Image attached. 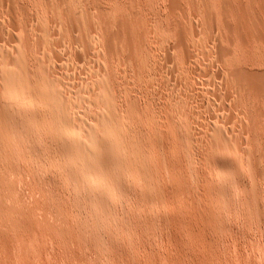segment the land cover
I'll list each match as a JSON object with an SVG mask.
<instances>
[{"label": "rangeland", "instance_id": "1", "mask_svg": "<svg viewBox=\"0 0 264 264\" xmlns=\"http://www.w3.org/2000/svg\"><path fill=\"white\" fill-rule=\"evenodd\" d=\"M7 1L0 0V28H2L0 42L5 38L3 43H0V49L3 48L5 53L9 50L8 52L13 54L19 51L21 58L26 59L27 57L30 68L32 66L33 68L39 67L40 69L42 68V72L46 71L54 73V75L58 73V77L56 75L54 78V75H52L53 78L51 83H49L50 88L57 85L62 90L65 85L64 91H60L59 96L67 92L63 96L65 99L62 97L63 102H65V106L69 109L73 108V110L70 112L71 110L68 108L64 109L61 114V122L55 126L50 113L44 110L36 101L33 102L26 87L20 89L14 85L9 91L3 113L0 114V264H264V121L258 120V116L264 119V103L255 101L252 96L246 95V90H239L237 86L224 77L229 71L232 72L243 68L240 71L246 73L249 71L248 74L255 75L259 79L262 77L260 81L264 84V11L262 7L264 0H230L232 2V10L228 13L223 12L217 0H198V2L197 0ZM174 1L178 5V10L176 11H172L170 8L171 3ZM193 1L194 3H192ZM203 3L204 5H202ZM7 5L8 10L6 8ZM99 8H103L101 9L102 11ZM14 9L15 13H12ZM91 10L92 13L94 12L93 15ZM97 10L103 12L109 19L134 20L140 32L145 29L143 30L144 33L142 32L141 44L139 43L134 47L132 55L122 49L121 46L117 48L120 50L115 55L110 56L106 52L102 43L103 36L105 33L111 34L113 28H106L95 19L94 15ZM191 18L195 20L194 25L192 24L194 21ZM85 19L86 21H84ZM93 20H95L94 23ZM78 21H80L81 25H79ZM259 21L263 22L260 23ZM214 22L215 24H213ZM86 24L88 25L86 26ZM31 28L34 29L32 30ZM5 30L4 35L3 32ZM194 32L199 34V36H196L197 34ZM148 35L151 37L149 38ZM177 35H180L179 37H182V39L186 38L184 42V44L186 43L185 48L187 44L190 48L187 47L184 52L180 51L175 45L177 44ZM223 38L225 39L223 40ZM239 38L245 43L241 42ZM257 38L259 39L257 40ZM19 39L26 44L30 40L27 45V54L22 53L26 49L22 47L16 48L17 44L20 43ZM32 39L35 41L32 42ZM55 40H57V44ZM233 40H235L234 43ZM6 41L11 47L7 45ZM8 41L11 42L9 43ZM85 41L89 42L88 46H90V49ZM150 41H154L153 43L156 44L152 43L151 45ZM52 42L55 43L53 44L56 47L52 46ZM97 43L100 45L98 46ZM162 43L165 44L163 45ZM34 44L40 48L39 51ZM84 44L85 46H83ZM213 45L217 48L216 52ZM58 46L62 47L64 51ZM41 48L46 49L42 50ZM34 49L35 51H33ZM221 49L223 51L225 49L226 55L219 54ZM52 50L53 53L50 52ZM54 51H58L56 52L57 56ZM87 51L89 53H86ZM197 52H200L199 55H197ZM214 52L215 55L213 54ZM59 54L65 60L64 58L61 59L62 57ZM24 55L27 56L24 58ZM34 55L35 58L38 57V61L33 58ZM155 56L157 57L154 58ZM168 57L170 60H168ZM58 59L62 62L61 64ZM90 59L93 60L90 61ZM98 59L101 60L100 62L103 66L100 64L99 67L98 63L100 62L96 61ZM55 60L57 61L55 62ZM76 60L80 61L77 62ZM189 60L190 62L192 61L191 65ZM50 61L53 63L51 68L49 67V64L52 65ZM169 61L171 62L170 64L167 63ZM81 62H83L82 65L84 64V66L81 65L80 67ZM95 63L97 64L95 65ZM92 64L95 67H92L94 66ZM45 65L46 67H44ZM115 65L119 68H115ZM157 65L160 68L162 67V70ZM174 65L177 66L174 67ZM57 66L61 67V69ZM165 66L168 67L166 68ZM82 68L85 69L83 70L84 72L80 71ZM100 70H103L105 75ZM166 70H170V72ZM175 70L179 71L178 75ZM98 71L101 73L99 74ZM220 71H222L223 76L221 74L218 75ZM158 72L160 73L159 76ZM96 73H98L96 76L97 81L94 79ZM170 73L173 74L169 75ZM68 76L72 79L69 80ZM79 76L81 78L87 76V78L85 77L86 81ZM175 76H178L176 77L177 82ZM199 76L202 80L199 79ZM88 77H90L89 79L93 77L92 80L94 79L95 81L90 80L91 82H89ZM169 77L171 78L169 79ZM218 77L221 78L219 79ZM172 78L176 83H174ZM166 79L168 82H166ZM66 81L68 82L67 86ZM75 81H79V84L83 82V84L79 85ZM124 81H130L129 84L134 88H129V84L126 82V85ZM171 81L174 83H172L173 86L171 83L168 85ZM194 82L195 85H193ZM55 83L56 85H54ZM99 83H104L105 85L101 86ZM214 83L215 85H213ZM223 83L225 84L223 85ZM71 84H78V86L76 85L77 88L74 85L71 87ZM154 84H156V88H154ZM217 84L219 87H216ZM148 85H150L151 90ZM159 85L161 86L159 87ZM87 86H92L93 88H86ZM178 86L183 88L184 91L180 87L177 88ZM98 87H102V89ZM189 88H192V90L190 91ZM168 89L171 90V93L165 91H168ZM206 89L208 92L204 91ZM94 90L95 93H98L95 94ZM199 90L201 92L203 90L205 93L202 94ZM195 91H198V93H195ZM223 91H225V95ZM88 93L92 95L94 100L98 97L103 98L108 107L111 120L110 126L105 130L99 127L101 126L99 121L101 122L103 119L104 111L102 112L96 108L98 107L96 106L97 101L88 96ZM134 93H137V95ZM180 94L183 96H180ZM80 95L82 96L80 97ZM84 95L85 97H90L88 99L86 97V102L84 101ZM138 95L141 99L140 97L138 98ZM156 96L159 98L157 99ZM184 96H187V98ZM134 97H136V100ZM196 97L197 99H195ZM210 98L212 100L216 98L217 101L213 100L214 104H212L211 100H208ZM69 100H72L73 104L75 103L74 101L78 102L73 105L72 101ZM81 100L83 102L82 105L85 104L84 107L80 104ZM67 101L71 102V107H69V102ZM125 101L126 103H124ZM182 101L186 103H181ZM192 101L195 104H188L187 107L186 104L193 103ZM196 101L197 103L200 102L197 104ZM167 102L171 105L173 103L172 107L169 103L167 105ZM156 103L163 106L161 107ZM136 104L138 108H144L145 106L151 108L152 105L157 108L158 112H155V114L157 113V115L161 116L159 117V121L161 119L159 123L161 125H159V128L161 127L160 130L152 126L154 131L150 132L148 123H143L144 121L142 122L140 119V114L136 111L134 112L132 106ZM182 104H185V106ZM175 105L178 111L175 110ZM195 105L197 108L200 106L199 108L205 112L202 114L201 112L203 111L199 108L197 110ZM80 107L81 109L82 107L86 108V113L89 116H85V111L83 112V110H81V114H78L76 111H80ZM160 107L163 109L161 110ZM219 107L221 108L219 109ZM164 108L165 110L168 109V112H164ZM91 109L94 111L93 114ZM226 109L231 111L232 114L231 112L228 113ZM179 110L184 115H182V112L176 113L180 112ZM186 110L187 113L185 112ZM212 110H216L217 115ZM170 111L173 115L169 113ZM90 112L92 115H90ZM190 114L192 115V123ZM71 115L73 118L81 116L80 120L83 126L86 124L89 127L86 128L84 126L86 131H83H85L86 135L83 131L80 133L81 135L78 134L81 138L75 134L73 138H68L64 134L66 129L73 128ZM124 115H129L132 121L128 122L123 118ZM198 115L200 116L198 117ZM212 115H214L213 119ZM224 115L227 116L224 117ZM95 117L96 119L99 118V120H96ZM182 117L185 121L180 120ZM196 117L200 119L196 120ZM227 117L228 119L230 117V119L228 120ZM90 118L94 119L90 120ZM162 119L165 120L164 124ZM94 121L98 122L99 125L94 123ZM238 122L239 124H237ZM228 123L229 125H227ZM164 125H167L166 128H164ZM96 126L98 127L96 128ZM236 126L237 129L235 128ZM211 127H213V130ZM250 127L255 128L256 131L250 132ZM176 129L177 131L175 132ZM88 131L89 134H91L90 131L93 132V139L91 138L92 134L89 135L87 133ZM20 132L22 135H20ZM159 132L161 133L159 134ZM221 132L227 133L226 138L229 136L228 138L239 140L238 151L233 158L227 157L229 151L226 138L221 136ZM215 133L216 136H214ZM86 136L90 137L85 138ZM95 137H97V140H95ZM197 139H200V141ZM194 140L195 143H193ZM210 140L211 144H209ZM162 141H165V143ZM196 142H199L198 145ZM202 142L204 145L200 144ZM206 143L210 147L205 145ZM202 146L204 147L201 148ZM207 147L209 149H206ZM210 148L214 149L210 152ZM205 150L207 153L204 152ZM244 156L247 157L249 164H245V168L240 172L238 165L241 162H246ZM208 162L211 165L208 166L210 164ZM201 165L208 167L203 178L205 177L206 181H210H207L210 183V189L205 191L204 194L203 191L206 184L199 179L200 176L197 174ZM34 167L35 170H33ZM165 178L167 179L165 180ZM196 182L197 184L194 185ZM198 185L201 186L199 189L196 188ZM170 200H172L173 204ZM203 201L204 204L202 203ZM195 202L197 205L199 204L198 207L201 209L195 206ZM194 212L198 215L201 213L199 215L200 218ZM201 222L204 223L201 224Z\"/></svg>", "mask_w": 264, "mask_h": 264}, {"label": "bare ground", "instance_id": "2", "mask_svg": "<svg viewBox=\"0 0 264 264\" xmlns=\"http://www.w3.org/2000/svg\"><path fill=\"white\" fill-rule=\"evenodd\" d=\"M7 1V0H6ZM17 1V0H16ZM15 0H14V2H16ZM99 1V0H98ZM134 1V0H133ZM188 1V0H187ZM186 1V2H187ZM195 1V0H194ZM194 1L192 2V3H194ZM202 1V0H201ZM217 1H219V3H220V6H221V8H222V10H223V12L224 13H228V12H230L231 10H232V2L230 1V0H217ZM252 1V0H251ZM263 1V0H262ZM8 2V1H7ZM6 2V3H7ZM13 2V3H14ZM197 2H198V0H197ZM9 3V2H8ZM49 3V2H48ZM90 3V2H89ZM161 3V2H160ZM178 3V2H177ZM196 3V2H195ZM262 3H264V1L262 2ZM11 4V3H10ZM83 4V3H82ZM187 4V3H186ZM210 4V3H209ZM218 4V3H217ZM4 5V4H3ZM2 5V6H3ZM13 5V4H12ZM47 5V4H46ZM136 5V4H135ZM144 5V4H143ZM200 5V4H199ZM202 5H204V3L202 4ZM202 5H201V7H202ZM211 5V4H210ZM21 6V5H20ZM64 6V5H63ZM96 6V5H95ZM101 6V5H100ZM182 6V5H181ZM4 7V6H3ZM8 7V5L6 6V8ZM13 7V6H12ZM22 7V6H21ZM59 7H61V6H59ZM145 7V6H144ZM169 7V6H168ZM197 7V6H196ZM241 7V6H240ZM262 7H263V11H264V4L262 5ZM19 8V7H18ZM26 8V7H25ZM84 8V7H83ZM87 8H89V7H87ZM91 8V7H90ZM108 8V7H107ZM167 8V7H166ZM171 10L172 11H176V10H178V5L176 4V2L174 1V2H172L171 3ZM198 8V7H197ZM200 8V7H199ZM252 8V7H251ZM4 9V8H3ZM20 9V8H19ZM18 9V10H19ZM60 9V8H59ZM100 9V8H99ZM101 9H103V8H101ZM100 9V10H101ZM137 9V8H136ZM151 9V8H150ZM201 9V8H200ZM203 9H204V7H203ZM202 9V10H203ZM245 9V8H244ZM7 10H8V8H7ZM6 10V11H7ZM22 10H23V8H22ZM24 10H27V9H24ZM89 10V9H88ZM170 10V11H171ZM199 10V9H198ZM249 10V9H248ZM96 11V10H95ZM102 11V10H101ZM136 11V10H135ZM147 11V10H146ZM150 11V10H149ZM182 11V10H181ZM200 11V10H199ZM247 11V10H246ZM256 11V10H255ZM254 11V12H255ZM9 12V11H8ZM15 13V9H14V11H12V13ZM23 12H25V11H23ZM78 12H80V11H78ZM84 12V11H83ZM204 12H205V10H204ZM245 12V11H244ZM22 13V12H21ZM26 13H28V12H26ZM63 13H65V12H63ZM91 13H92V10H91ZM94 13V12H93ZM93 13H92V15H93ZM178 13V12H177ZM195 13H196V11H195ZM199 13V12H198ZM209 13V12H208ZM222 13V12H221ZM241 13V12H240ZM239 13V14H240ZM256 13V12H255ZM18 14V13H17ZM23 14H25V13H23ZM22 14V15H23ZM84 14V13H83ZM88 14V13H87ZM130 14V13H129ZM174 14V13H173ZM184 14V13H183ZM207 14V13H206ZM215 14V13H214ZM13 15V14H12ZM11 15V16H12ZM168 15H171V14H168ZM180 15H182L181 13H180ZM192 15V14H191ZM199 15H201V14H199ZM256 15H258V14H256ZM8 16V15H7ZM47 16V15H46ZM45 16V17H46ZM66 16V15H65ZM95 19L98 21V22H100L104 27H106V28H113V32L111 33V34H107V33H105V35L103 36V40H102V43H103V46H104V48H105V50H106V52L111 56V55H115V54H117V52H119V50L117 49L119 46H121V48L122 49H124L125 51H128L129 53H131V55H132V53H133V50H134V47L137 45V44H139L140 43V41H142V32H143V30H145V29H143L142 30V32H140L139 30H138V28L136 27V24H135V22H134V20H117V19H109L106 15H104L103 14V12H100V11H98L97 10V12H95ZM111 16V15H110ZM124 16V15H123ZM133 16H134V14H133ZM175 16L177 17V15L175 14ZM184 16V15H183ZM202 16V15H201ZM213 16V15H212ZM13 17V16H12ZM16 17H18L17 15H16ZM25 17V16H24ZM23 17V18H24ZM93 17V16H92ZM157 17V16H156ZM171 17H173V16H171ZM182 17V16H181ZM200 17V16H199ZM227 17V16H226ZM237 17V16H236ZM258 17V16H257ZM8 18H9V16H8ZM11 18V17H10ZM27 18H28V16H27ZM47 18V17H46ZM84 18V17H83ZM88 18V17H87ZM117 18V17H116ZM122 18V17H121ZM174 18V17H173ZM202 18V17H201ZM205 18V17H204ZM239 18H240V16H239ZM238 18V19H239ZM250 18V17H249ZM261 18V17H260ZM264 18V17H263ZM13 19V18H12ZM68 19V18H67ZM77 19V18H76ZM79 19V18H78ZM138 19V18H137ZM158 19V18H157ZM177 19H178V17H177ZM192 19V18H191ZM217 19V18H216ZM31 20H32V17H31ZM35 20H37V19H35ZM80 20V19H79ZM159 20V19H158ZM157 20V21H158ZM180 22H181V20L180 19H178ZM177 20V21H178ZM189 20V19H188ZM194 22H192L191 20V22H192V24L194 25V23H195V20L194 19H192ZM215 20V19H214ZM253 20V19H252ZM259 20V19H258ZM257 20V21H258ZM262 20V19H261ZM26 21V20H25ZM68 21V20H67ZM66 21V22H67ZM84 21H86V19L84 20ZM89 21V20H88ZM94 21L95 20H93V23H94ZM140 21V20H139ZM153 21V20H152ZM184 21V20H183ZM224 21V20H223ZM239 21V20H238ZM250 21H251V18H250ZM3 22V21H2ZM10 22V21H9ZM8 22V24H10ZM37 22V21H36ZM71 22V21H70ZM80 21H78V23H79ZM191 22H190V24H191ZM226 22H227V20H226ZM253 22V21H252ZM255 22V21H254ZM260 22V21H259ZM263 22V21H262ZM262 22H260V23H262ZM24 23V22H23ZM31 23V22H30ZM39 23V22H38ZM37 23V24H38ZM138 23V22H137ZM146 23V22H145ZM201 23H203V22H201ZM4 24V23H3ZM206 24V23H205ZM213 24H215V22L213 23ZM212 24V25H213ZM224 24V23H223ZM7 25V24H6ZM72 25V24H71ZM79 25H81L80 23H79ZM88 24H86V26H87ZM149 25V24H148ZM180 25V24H179ZM185 25V24H184ZM203 25V24H202ZM217 25V24H216ZM243 25V24H242ZM256 25V24H255ZM259 25V24H258ZM38 26V25H37ZM151 26V25H150ZM206 26V25H205ZM226 26V25H225ZM228 26V25H227ZM252 26H253V24H252ZM261 26V25H260ZM259 26V27H260ZM26 27V26H25ZM51 27H53L52 25H51ZM139 27V26H138ZM149 27V26H148ZM147 27V28H148ZM174 27H175V25H174ZM182 27H183V25H182ZM188 27V26H187ZM200 27V26H199ZM244 27V26H243ZM257 27V26H256ZM69 28V27H68ZM73 28V27H72ZM88 28V27H87ZM95 28H97V27H95ZM141 28V27H140ZM144 28V27H143ZM150 28V27H149ZM198 28V27H197ZM207 28V27H206ZM227 28V27H226ZM240 28V27H239ZM13 29V28H12ZM28 29V28H27ZM32 29V28H31ZM34 29V28H33ZM32 29V30H33ZM41 29V28H40ZM53 29V28H52ZM59 29V28H58ZM57 29V31H59ZM86 29V28H85ZM89 30H90V28H88ZM172 29V28H171ZM175 29V28H174ZM180 29V28H179ZM193 29H194V27H193ZM216 29H217V27H216ZM238 29V28H237ZM241 29V28H240ZM254 29H255V27H254ZM1 30H2V28H0V32H1ZM3 30H4V28H3ZM15 30V29H14ZM21 30V29H20ZM24 30V29H23ZM74 30V29H73ZM76 30V29H75ZM97 30V29H96ZM162 30V29H161ZM184 30V29H183ZM190 30V29H189ZM206 30V29H205ZM239 30V29H238ZM9 31V30H8ZM7 31V32H8ZM35 31V30H34ZM52 31V30H51ZM147 31V30H146ZM172 31H173V29H172ZM208 31V30H207ZM232 31V30H231ZM246 31V30H245ZM256 31V30H255ZM5 32H6V30L3 32L4 33V35H5ZM53 32H54V30H53ZM151 32H152V30H151ZM158 32V31H157ZM165 32H166V30H165ZM181 32H183L182 30H181ZM200 33H201V31H199ZM223 32V31H222ZM227 32V31H226ZM228 32H230V31H228ZM233 32V31H232ZM236 32V31H235ZM253 32V31H252ZM26 33V32H25ZM60 33V32H59ZM74 33V32H73ZM83 33V32H82ZM91 33H93V32H91ZM144 33V32H143ZM156 33V32H155ZM159 33V32H158ZM195 33V32H194ZM204 33H206L205 31H204ZM208 33V32H207ZM218 33V32H217ZM238 33V32H237ZM239 33H241V32H239ZM258 33V32H257ZM12 35H13V33H11ZM98 34H100V33H98ZM147 34H149V33H147ZM153 34V33H152ZM178 34V33H177ZM195 34H197V33H195ZM222 34V33H221ZM227 34H230V33H227ZM242 34V33H241ZM240 34V35H241ZM247 34V33H246ZM4 35H3V37H4ZM7 35V34H6ZM145 35V34H144ZM257 35V34H256ZM261 35V34H260ZM35 36H36V34H35ZM73 36V35H72ZM77 36V35H76ZM84 36V35H83ZM178 36V35H177ZM180 36V35H179ZM178 36V38H177V44H175V45H177V47H178V49L180 50V51H182V52H184V51H186V48L188 47V44H187V47L185 48V44H184V42H185V40H186V38H184V39H182V37H179ZM184 36H186V35H184ZM196 36H199V34H197ZM205 36V35H204ZM214 36V35H213ZM222 36V35H221ZM244 36V35H243ZM11 37H13V36H11ZM37 37H38V34H37ZM62 37V36H61ZM60 37V38H61ZM65 37V36H64ZM93 37V36H92ZM99 37V36H98ZM148 37H149V35H148ZM151 37V36H150ZM149 37V38H150ZM153 37V36H152ZM155 37V36H154ZM216 37H217V35H216ZM242 37V36H241ZM247 37V36H246ZM2 38V37H1ZM24 39H25V37H23ZM53 38H54V35H53ZM78 38V37H77ZM88 38V37H87ZM143 38H145V37H143ZM156 38V37H155ZM158 38V37H157ZM217 38H219V37H217ZM229 38V37H228ZM227 38V39H228ZM234 39H235V37H233ZM237 38V37H236ZM249 38V37H248ZM3 39H5V38H3ZM3 39H2V42H0V43H3ZM13 39V38H12ZM18 39V38H17ZM38 39V38H37ZM50 39V38H49ZM58 39V38H57ZM98 39V38H97ZM153 39V38H152ZM160 39V38H159ZM225 38H223V40H224ZM229 39H231V38H229ZM228 39V40H229ZM240 39V38H239ZM259 38H257V40H258ZM15 40V39H14ZM20 40V43L19 44H17L18 46H16V48L17 47H19V48H24V49H26L25 50V52L23 51L22 53H25V54H27V45L29 44V41H28V44H26L24 41H21V39H19ZM67 40V39H66ZM83 40V39H82ZM149 40V39H148ZM184 40V41H183ZM216 40V39H215ZM255 40V39H254ZM256 40V41H257ZM12 41V40H11ZM11 41H8L9 43L11 42ZM35 40H33L32 39V42H34ZM52 41V40H51ZM50 41V42H51ZM56 41L57 40H55V43H56ZM61 41H62V39H61ZM90 41V40H89ZM100 41V40H99ZM152 41V40H151ZM150 41V43H151V45H152V43L155 41H153V42H151ZM196 41H197V38H196ZM199 41L201 42V40L199 39ZM218 41V40H217ZM232 41V40H231ZM240 41L241 42H243V43H245L244 41H242V39H240ZM255 41V42H256ZM14 42V41H13ZM19 42V41H18ZM17 42V43H18ZM31 42V43H32ZM60 42V41H59ZM74 42V41H73ZM85 42H87V41H85ZM235 42V40H233V43ZM262 42V41H261ZM6 43H7V41H6ZM15 44H16V42H14ZM54 42H52L51 44H53ZM54 43V44H55ZM67 43H68V41H67ZM92 43V42H91ZM99 43V42H98ZM98 43H97V45H98ZM100 43H101V41H100ZM166 43V42H165ZM164 43V44H165ZM197 43V42H196ZM218 43V42H217ZM257 43V42H256ZM43 46H44V44L43 43H41ZM51 44H49V45H51ZM52 45L53 47L55 46V45ZM57 44V43H56ZM75 44V43H74ZM78 44H80L79 42H78ZM88 44H89V42H87V47H89V49H90V46H88ZM141 44V43H140ZM154 45L156 44V43H153ZM163 44V43H162ZM163 44V45H164ZM216 44V43H215ZM226 44V43H225ZM263 44H264V42H263ZM7 45L8 46H10V44H8L7 43ZM35 45V47L36 48H38L37 47V45L36 44H34ZM48 45V46H49ZM62 45V44H61ZM100 45V44H99ZM98 45V46H99ZM117 45V47L115 48V46ZM172 45V44H171ZM198 45V44H197ZM200 45V44H199ZM218 45V44H217ZM231 45V44H230ZM229 45V46H230ZM233 45V44H232ZM235 45V44H234ZM2 46V45H1ZM13 46H14V44H13ZM31 46V45H30ZM43 46H42V48H43ZM75 46V45H74ZM79 46H81V45H79ZM83 46H85V44L83 45ZM102 46V45H101ZM159 46V45H158ZM168 46H170V45H168ZM174 46V45H173ZM226 46V45H225ZM224 46V47H225ZM3 47V46H2ZM5 47V46H4ZM11 47V46H10ZM9 47V48H10ZM56 47V46H55ZM59 47V46H58ZM154 47V46H153ZM156 47V46H155ZM164 47H166V46H164ZM213 47H214V45H213ZM223 47V48H224ZM1 48V47H0ZM8 48V49H9ZM15 48V47H14ZM19 48H17V49H19ZM32 48V47H31ZM35 48V49H36ZM41 48V49H42ZM60 48V47H59ZM62 48V47H61ZM60 48V49H61ZM74 48V47H73ZM98 48H100V47H98ZM148 48V47H147ZM168 48V47H167ZM170 48V47H169ZM176 48V47H175ZM175 48H173V49H175ZM188 48H190V47H188ZM202 48H204V47H202ZM222 48V47H221ZM228 48V47H227ZM226 48V49H227ZM17 49H16V51H17ZM35 49L33 50V51H35ZM39 49L40 48H38V51H39ZM44 49H46V48H44ZM44 49H42V50H44ZM51 49V48H50ZM52 49H54V48H52ZM76 49V48H75ZM75 49H74V51H75ZM172 49V48H171ZM178 49H177V53H178ZM197 49V48H196ZM214 49H215V52H216V50H217V48H215L214 47ZM230 49V48H229ZM228 49V50H229ZM253 49H255L254 47H253ZM2 50V52H0V114H2L3 113V109H4V107H5V105H6V100H7V96L9 95V91L12 89V87L15 85V86H17V87H19L20 89L21 88H25L26 87V89H28V94H29V96L33 99V102L34 101H36L44 110H46L48 113H50V115H51V119L54 121V125L55 126H57V124H59L60 122H61V114H62V111L64 110V109H66V108H68L67 106H65L64 105V103L65 102H63V96H65V93L67 94V92H64V95H63V93H62V96L60 95L59 96V92L60 91H64V86H63V88H62V90L60 89V86L58 87L57 85H56V83L54 84V85H56V86H54V87H51L50 88V85H49V83H51V80H52V78H53V76L52 75H54V73L52 74V73H48V72H46V71H44V72H42V68L40 69L39 67H37V68H33V66L30 68L29 66H28V61H27V55L25 56L24 55V58L26 57V59H23V58H21V54L19 53V51H18V53H16V54H13V53H9L8 51H6V53L5 52H3V48L2 49H0V51ZM57 50V49H56ZM62 50L64 51V49L62 48ZM69 50V49H68ZM88 50V49H87ZM164 50H165V48H164ZM169 50V49H168ZM189 50V49H188ZM200 50V49H199ZM38 51H36V52H38ZM61 51V50H60ZM76 51H77V49H76ZM79 51V50H78ZM84 51H86V50H84ZM89 51V50H88ZM86 52V53H89V52ZM93 51V50H92ZM102 51V50H101ZM151 51V50H150ZM154 51V50H153ZM152 51V52H153ZM173 51V50H172ZM176 51V50H175ZM190 51V50H189ZM230 51V50H229ZM255 51V50H254ZM8 52V53H7ZM36 52H34V54H36ZM44 52V51H43ZM50 52H52L53 53V50L52 51H50ZM55 52V51H54ZM56 52H58V51H56ZM55 52V53H56ZM81 52V51H80ZM151 52V53H152ZM158 52V51H157ZM215 52L213 53L214 55H215ZM39 53V52H38ZM38 53H37V56H38ZM54 53V54H55ZM72 53V52H71ZM156 53V52H155ZM172 53V52H171ZM171 53H169V54H171ZM200 53V52H199ZM199 53L197 52V55H199ZM231 53V52H230ZM255 53V52H254ZM41 54H42V52H41ZM44 54H45V52H44ZM94 54V53H93ZM98 54V53H97ZM96 54V55H97ZM150 54V53H149ZM153 54V53H152ZM187 54V53H186ZM192 54H194V53H192ZM217 54V53H216ZM219 54L220 55H226V52H225V49H224V51L221 49V51L219 50ZM58 54L56 53V56H57ZM65 55V54H64ZM95 55V56H96ZM107 55V54H106ZM158 55V54H157ZM213 55V56H214ZM218 55V54H217ZM228 55V54H227ZM231 55V54H230ZM59 56H61L62 57V55L61 54H59ZM74 56V55H73ZM72 56V57H73ZM78 56H80V55H78ZM101 56H102V54H101ZM125 56V55H124ZM166 56V55H165ZM172 56V55H171ZM170 56V57H171ZM186 56V55H185ZM255 56V55H254ZM60 57V58H61ZM68 57H70V56H68ZM67 57V58H68ZM94 57V56H93ZM127 57V56H126ZM151 57V56H150ZM157 56H155L154 58H156ZM209 57H210V55H209ZM216 57V56H215ZM219 57V56H218ZM33 58H35V55H34V57ZM64 57H62L61 59H63ZM66 58V59H67ZM82 58V57H81ZM95 58V57H94ZM97 58V57H96ZM98 58H99V56H98ZM103 58V57H102ZM101 58V59H102ZM110 58V57H109ZM132 58H133V56H132ZM161 58V57H160ZM166 58H167V56H166ZM166 58H164L165 60H166ZM169 58V57H168ZM214 58V57H213ZM36 60L38 59V57H36L35 58ZM34 59V60H35ZM70 59H71V57H70ZM69 59V60H70ZM77 59V58H76ZM79 59V58H78ZM125 59V58H124ZM186 59H187V57H186ZM31 60V59H30ZM59 60V59H58ZM64 60H65V58H64ZM83 60V59H82ZM93 60V59H92ZM91 59H90V61H92ZM126 60V59H125ZM164 60V61H165ZM168 60H170V58L168 59ZM175 60H176V58H175ZM200 60H202L201 58H200ZM208 60H209V58H208ZM212 60V59H211ZM215 60V59H214ZM38 61V60H37ZM57 60H55V62H56ZM71 61V60H70ZM70 61H69V63H70ZM77 61V60H76ZM80 60H78L77 62H79ZM96 61H101L100 59H98V60H96ZM103 61H104V58H103ZM123 61V60H122ZM127 61V60H126ZM158 61H159V58H158ZM198 61H199V59H198ZM219 61V60H218ZM233 61V60H232ZM30 62V61H29ZM32 62V61H31ZM51 62V61H50ZM59 62H60V60H59ZM68 62V61H67ZM83 62H84V60H83ZM83 62H81V64H80V67H81V65H82V63ZM128 62H129V60H128ZM152 62V61H151ZM162 62V61H161ZM166 62V61H165ZM173 62V61H172ZM187 62V61H186ZM192 62V61H191ZM191 62H190V60H189V63H190V65H191ZM195 62V61H194ZM215 62V61H214ZM222 62V61H221ZM32 63H35V62H32ZM52 63V62H51ZM62 62H60V64H61ZM72 63H73V61H72ZM118 63H120V62H118ZM126 63V62H125ZM167 63H171L170 61L169 62H167ZM177 63V62H176ZM188 63V62H187ZM37 64V63H36ZM44 64V63H43ZM46 64V63H45ZM64 64V63H63ZM97 63H95V65H96ZM100 64H102L101 62L100 63H98V65H99V67H100ZM110 64V63H109ZM123 64V63H122ZM157 64H159L158 62H157ZM162 64V63H161ZM160 64V65H161ZM165 64V63H164ZM163 64V65H164ZM178 64V63H177ZM193 64V63H192ZM199 64V63H198ZM210 64V63H209ZM214 64V63H213ZM223 64V63H222ZM66 65V64H65ZM64 65V66H65ZM72 65V64H71ZM76 65V64H75ZM92 65H94V64H92ZM95 65L94 66H92V67H95ZM98 65H97V67H98ZM135 65V64H134ZM154 65V64H153ZM156 65V64H155ZM173 65V64H172ZM194 65V64H193ZM216 65V64H215ZM51 66L53 67V63H52V65H50L49 64V67L51 68ZM73 66H74V64H73ZM73 66H71V67H73ZM77 66V65H76ZM82 66H84V64L82 65ZM102 66H103V64H102ZM158 66V65H157ZM177 65H174V67H176ZM200 66H202V65H200ZM199 66V67H200ZM44 67H46V65L44 66ZM58 68H60L61 69V67H59V66H57ZM119 68L118 66H116L115 65V68ZM122 67H124V66H122ZM155 67V66H154ZM159 67V66H158ZM157 67V68H158ZM166 68L168 67V66H165ZM173 67V68H174ZM181 67V66H180ZM215 67V66H214ZM241 67V66H240ZM77 68H78V66H77ZM84 68V67H83ZM82 68V70H80L81 72H84L83 70H85V69H83ZM86 68V67H85ZM110 68H112V67H110ZM126 68V67H125ZM150 68V67H149ZM160 68V67H159ZM190 68V67H189ZM200 68H202V67H200ZM199 68V69H200ZM216 68V67H215ZM239 68V67H238ZM76 69V68H75ZM81 69V68H80ZM114 69V68H113ZM124 69V68H123ZM161 70H162V67L160 68ZM159 69V70H160ZM177 69V68H176ZM203 69V68H202ZM217 69V68H216ZM251 69V68H250ZM49 70V69H48ZM91 70V69H90ZM120 70V69H119ZM146 70V69H145ZM183 70V69H182ZM193 71H194V69H192ZM195 70H196V68H195ZM213 70H215V69H213ZM218 70V69H217ZM240 70H243V68L242 69H240ZM240 70H233L232 72H228V73H226V75L224 76V77H226L233 85H235V86H237L238 87V89L239 90H243L244 89V91L246 90L247 92H246V95L247 94H249L250 96H252V98L255 100V101H258V102H260V103H264V84L260 81V79L262 80V77L260 76V74H259V76L261 77L260 79H259V77H257V76H255V75H251V74H248L249 73V71H248V73H246V72H243V71H240ZM79 71V72H80ZM87 71V70H86ZM94 71V70H93ZM100 71H103V70H100ZM167 71V70H166ZM171 71H172V69H171ZM176 71V70H175ZM210 71V70H209ZM245 71V70H244ZM247 71V70H246ZM52 72V71H51ZM54 72V71H53ZM55 72H56V70H55ZM66 72H67V70L65 71V74H66ZM71 72V71H70ZM92 72V71H91ZM99 72V71H98ZM125 72V71H124ZM156 72V71H155ZM154 72V73H155ZM160 72V71H159ZM158 72V73H159ZM163 72H165L164 70H163ZM167 72H170V70L169 71H167ZM177 72V71H176ZM176 72H173V73H176ZM179 72V71H178ZM178 72H177V75H178ZM197 72V71H196ZM215 72H216V70H215ZM218 72H219V70H218ZM222 71H220V73L218 74V73H216V74H218V75H222V73H221ZM88 73V72H87ZM101 72H99V74H100ZM157 73V74H158ZM162 73V72H161ZM172 73V74H173ZM182 73H183V71H182ZM58 73H56V75H57ZM64 74V73H63ZM79 74H81V73H79ZM85 74V73H84ZM143 74V73H142ZM151 74V73H150ZM164 75H165V73H163ZM166 74H168V73H166ZM171 73L169 74V75H172ZM193 74V73H192ZM196 74V73H195ZM201 74V73H200ZM210 74V73H209ZM56 75H54V78H55V76ZM62 75V74H61ZM60 75V76H61ZM91 75V74H90ZM94 75V74H93ZM98 75V73H96L95 74V80H96V76ZM103 75H105V73H104V71H103ZM118 76H119V74H117ZM126 75V74H125ZM156 75V74H155ZM160 75V73L158 74V76ZM163 75V76H164ZM168 75V76H169ZM190 75H191V73H190ZM194 75V74H193ZM211 75V74H210ZM59 75H57V77H58ZM64 76V75H63ZM72 76L73 77H75L74 76V74H72ZM77 76H78V73H77ZM158 76H156V77H158ZM162 76V75H161ZM160 76V77H161ZM174 76V75H173ZM195 76V75H194ZM193 76V77H194ZM201 76V75H200ZM200 76H199V79H201L200 78ZM206 76H207V74H206ZM209 76V75H208ZM215 76V75H214ZM223 76V75H222ZM65 77V76H64ZM63 77V78H64ZM80 78H81V76H79ZM86 78H87V76H85ZM85 77H82V78H84V80L86 79ZM125 77V76H124ZM144 77V76H143ZM176 77H178V76H175V80H176ZM180 77H182V76H180ZM191 77H192V75H191ZM68 78H69V76H68ZM79 78V79H80ZM81 78V79H82ZM90 77H88V80H89V82H91L90 80H92V78L91 79H89ZM115 78V77H114ZM127 78V77H126ZM168 78V77H167ZM171 77H169V79H170ZM205 78V77H204ZM203 78V79H204ZM209 78V77H208ZM211 78H212V76H211ZM219 79L221 78V77H218ZM72 78H69V80H71ZM73 79H75V78H73ZM93 79V80H94ZM101 79V78H100ZM122 79V78H121ZM165 79V78H164ZM168 79V80H169ZM178 79V78H177ZM180 79H182V78H180ZM179 79V80H180ZM197 79V78H196ZM83 80V81H84ZM92 80V81H93ZM94 80V81H95ZM124 80H126V79H124ZM172 80H173V78H172ZM194 80V79H193ZM202 80V79H201ZM86 81V80H85ZM97 81V80H96ZM117 81V80H116ZM147 81V80H146ZM165 81V80H164ZM163 81V82H164ZM174 81V80H173ZM173 81H171V82H169V84L168 85H170V83H171V85H172V83H173ZM181 81V80H180ZM185 81V80H184ZM67 82V81H66ZM66 82H64V83H66ZM76 82V81H75ZM74 82V83H75ZM79 82V81H78ZM78 82H76V83H78ZM82 82V81H81ZM80 82V83H81ZM99 82H101L100 80H99ZM120 82V81H119ZM127 82V81H126ZM125 81H124V83H126ZM166 82H168L167 81V79H166ZM165 82V83H166ZM176 82H177V80H176ZM175 81H174V83H176ZM203 82H205V81H203ZM219 82H221V81H219ZM121 83V82H120ZM128 84L130 83V81H128L127 82ZM127 83H126V85H127ZM132 83H134V82H132ZM158 83V82H157ZM164 83V84H165ZM173 83V84H174ZM179 83H181V82H179ZM179 83H177L178 85H179ZM184 83V82H183ZM58 84H61V83H58ZM79 84V83H78ZM78 84H71V87H72V85H74V86H78ZM81 84H83V82L81 83ZM81 84H79V85H81ZM99 84H101V86L104 84H102V83H99ZM143 84V83H142ZM148 84V83H147ZM163 84V85H164ZM182 84V83H181ZM197 84V83H196ZM199 84V83H198ZM225 83H223V85H224ZM68 85V82L66 83V86ZM105 85V84H104ZM120 85V84H119ZM156 84H154V88H156V86H155ZM187 85V84H186ZM185 85V86H186ZM193 85H195V82H194V84ZM200 85V84H199ZM213 85H215V83L213 84ZM212 85V86H213ZM74 86H73V88H74ZM77 86H76V88H77ZM93 86H95V85H93ZM98 86V85H97ZM123 86H125V85H123ZM144 86H146L145 84H144ZM153 86V85H152ZM157 86H158V84H157ZM161 85H159V87H160ZM173 86V85H172ZM198 86V85H197ZM69 87H70V85H69ZM82 87V86H81ZM83 87H85L84 85H83ZM90 87H92V86H90ZM90 87H86V88H90ZM105 87V86H104ZM130 87H132L130 84H129V88ZM158 87V88H159ZM162 87H164V86H162ZM166 87V86H165ZM176 87V86H175ZM180 86H178L177 88H179ZM190 87V86H189ZM216 87H219L218 86V84L216 85ZM93 88V87H92ZM95 88H96V86H95ZM94 88V89H95ZM98 88H101L102 89V87H98ZM97 88V89H98ZM125 88V87H124ZM124 88H122V89H124ZM132 88H134V87H132ZM146 88V87H145ZM148 88H150V85H148ZM181 88V87H180ZM183 88H184V85H183ZM183 88H181L182 89V91H184L183 90ZM196 88V87H195ZM199 88V87H198ZM197 88V89H198ZM230 88H232V87H230ZM72 89V88H71ZM83 89V88H82ZM164 89V88H163ZM169 89H171V88H169ZM168 89V91L167 90H165L167 93L169 92V93H171V90H169ZM173 89H175V88H173ZM190 89V88H189ZM212 89H213V87H212ZM216 89V88H215ZM225 89H226V87H225ZM89 90V89H88ZM96 90V89H95ZM95 90H94V93H95ZM99 90V89H98ZM120 90H121V88H120ZM119 90V91H120ZM129 90V89H128ZM144 90V89H143ZM150 90H151V88H150ZM192 90V88L190 89V91ZM209 90H211V89H209ZM235 90H236V88H235ZM238 90V91H239ZM81 91V90H80ZM101 91V90H100ZM99 91V92H100ZM103 91V90H102ZM134 92H135V90H133ZM160 91V90H159ZM177 91V90H176ZM176 91H175V94H176ZM187 91V90H186ZM200 91V90H199ZM204 91H206V92H208L207 91V89L206 90H204ZM106 92L108 93V91L106 90ZM129 92V91H128ZM160 92H164V91H160ZM159 92V93H160ZM173 92V91H172ZM178 92V91H177ZM221 92H222V90H221ZM241 92V91H240ZM68 93L70 94V92L68 91ZM75 93H78V92H75ZM81 93V92H80ZM84 93V92H83ZM96 93H98V92H96ZM95 93V94H96ZM152 93V92H151ZM166 93V94H167ZM179 93H180V90H179ZM183 93V92H182ZM193 93V92H192ZM195 93H198V91L196 92L195 91ZM200 93H205V92H203V90H202V92L200 91ZM219 93V92H218ZM218 93H216V94H218ZM237 93V92H236ZM68 94V95H69ZM72 94H74V93H72ZM120 95H121V93H119ZM126 94V93H125ZM133 94V93H132ZM134 94H136L137 95V93H134ZM165 94V93H164ZM178 94V93H177ZM187 94V93H186ZM201 94V95H202ZM223 94L225 95V91H223ZM241 94V93H240ZM67 95V96H68ZM71 95V94H70ZM147 95V94H146ZM148 95H151V94H148ZM156 95V94H155ZM169 95V94H168ZM167 95V96H168ZM182 94H180V96H181ZM185 95V94H184ZM191 95V94H190ZM194 95V94H193ZM72 96V95H71ZM78 96V95H77ZM82 95H80V97H81ZM88 96H91L92 97V95L90 94V93H88ZM88 96H86L87 97V99L88 98H90V97H88ZM125 96V95H124ZM173 96V95H172ZM171 96V97H172ZM183 96V95H182ZM203 96V95H202ZM218 96H221L220 94H218ZM217 96V97H218ZM223 96V95H222ZM63 97V98H62ZM74 97V96H73ZM84 97H85V95H84ZM83 97V98H84ZM86 97H85V102H86ZM140 96L138 95V98H139ZM160 97H161V95H160ZM165 97V96H164ZM163 97V98H164ZM185 97V96H184ZM216 97V98H217ZM224 97V96H223ZM226 97H228V96H226ZM70 98H72V97H70ZM125 98V97H124ZM130 98V97H129ZM132 98V97H131ZM135 98V100H136V97H134ZM142 98H144V97H142ZM155 98V97H154ZM156 98L158 99L159 97H157L156 96ZM163 98H160V99H163ZM173 98V97H172ZM179 98V97H178ZM181 98V97H180ZM185 98H187V96L185 97ZM213 99V100H216L217 101V99ZM221 98V97H220ZM65 99V98H64ZM92 99H93V97H92ZM97 99V100H96ZM94 101H97V105L96 106H98V107H96V108H98V109H100V111H104V116H103V114H102V116H103V119L102 118H100V119H102L101 120V122L99 121V123H100V125L101 126H99L100 128H102V130H105L107 127H109L110 126V120H111V115H110V113H109V110H108V107H107V105L105 104V101L103 100V98H101V97H98V98H96ZM120 100H123V99H121V98H119ZM140 99H141V97H140ZM145 99V98H144ZM144 99H143V101H144ZM151 99V98H150ZM156 99V101H158ZM166 99V98H165ZM164 99V100H165ZM175 99V98H174ZM194 99V98H193ZM195 99H197V97L195 98ZM194 99V100H195ZM205 99V98H204ZM203 99V100H204ZM80 100V99H79ZM119 100V101H120ZM130 100H132V99H130ZM134 100V99H133ZM138 100V99H137ZM146 100V99H145ZM152 100V99H151ZM154 100V99H153ZM166 100H168V99H166ZM169 100H170V97H169ZM199 100V99H198ZM197 100V101H198ZM200 100H202V99H200ZM202 100V101H203ZM207 100V99H206ZM209 101L211 100V102H212V104H214L213 103V100H212V98H210V99H208ZM232 100V99H231ZM65 101V100H64ZM69 101H72V100H69ZM69 101H67V102H69ZM93 101V102H94ZM138 101H140V100H138ZM162 101V100H161ZM172 101V100H171ZM175 101H177L178 102V100H176L175 99ZM180 101V100H179ZM197 101H196V103H197ZM216 101H215V103H216ZM235 101V100H234ZM75 103L73 104V101H72V104L73 105H76V103L78 102H76V101H74ZM84 102V103H85ZM103 102V103H102ZM166 102V101H165ZM170 102V101H169ZM169 102H167V105H168V103ZM176 102V103H177ZM190 102H191V100H190ZM193 103H187L186 105H187V107H188V104H195L194 103V101H192ZM200 102V101H199ZM198 102V103H199ZM229 102L230 103H232L230 100H229ZM258 102H257V104H258ZM71 102H69L68 103V105H69V107H71V104H70ZM82 100H81V106H85V104H83L82 105ZM90 103H92L91 101H90ZM124 103H126V101L124 102ZM131 103H132V101H131ZM134 103V102H133ZM138 103V102H137ZM142 103V102H141ZM147 103V102H146ZM150 103V102H149ZM175 103V102H174ZM180 103V102H179ZM181 103H186V102H184V101H182ZM197 103V104H198ZM207 103H209L208 101H207ZM140 104V103H139ZM154 104H155V101H154ZM156 104H158V103H156ZM170 104V103H169ZM211 104V103H210ZM66 105H67V103H66ZM72 105V106H73ZM90 105V104H89ZM121 105V104H120ZM146 105V104H145ZM158 105H160V104H158ZM165 105V104H164ZM171 105V104H170ZM169 105V106H170ZM172 105H173V103H172ZM172 105H171V107H172ZM183 105V104H182ZM201 105V104H200ZM204 106H205V104H203ZM230 105H232V104H230ZM261 105V104H260ZM78 106V105H77ZM92 106V105H91ZM90 106V107H91ZM119 106V105H118ZM161 106V105H160ZM163 106V105H162ZM161 106V107H162ZM168 106V107H169ZM176 106V105H175ZM183 106H185V104L183 105ZM193 106V105H192ZM202 106V105H201ZM207 106V105H206ZM256 106V105H255ZM82 107V109H81V107H80V111H76V112H78V114H81V110H83V112L85 113V116L86 115H88L87 113H86V108H83ZM87 107H88V104H87ZM133 107V110H134V112L136 111L137 113H139L140 114V119L142 120V122L143 123H148V126H149V128H150V132H152V131H154L153 130V127L152 126H155V128L156 129H158L159 128V123L161 122V119H160V121H159V117H161V116H159V115H157V113L155 114V112H158L156 109V107L155 106H151V108L150 107H144V108H138V106H137V104L136 105H133L132 106ZM157 107H159V106H157ZM160 107V109L162 110L163 108H161ZM190 107V106H189ZM195 107H196V105H195ZM200 107V106H199ZM198 107V108H199ZM208 107V106H207ZM206 107V108H207ZM210 107H212V106H210ZM223 107V106H222ZM227 107V106H226ZM235 108H236V106H234ZM78 108H79V106H78ZM101 108H102V110H101ZM197 108V107H196ZM198 108H197V110H198ZM209 108V107H208ZM213 108V107H212ZM211 108V109H212ZM221 107H219V109H220ZM228 108V107H227ZM256 108V107H255ZM69 109V108H68ZM94 109V108H93ZM93 109H91L92 111H93ZM97 109V110H98ZM159 109V108H158ZM167 109V108H166ZM172 109H174V108H172ZM171 109V111L173 112V110ZM178 109H179V105H178ZM184 109V108H183ZM183 109H182V111H183ZM185 109H187V108H185ZM190 109V108H189ZM200 109V108H199ZM210 109V110H211ZM214 109V108H213ZM11 110V109H10ZM9 110V111H10ZM69 110H71L70 112H72V110H73V108L72 109H69ZM74 110H75V108H74ZM78 110V109H77ZM87 110H89V108H87ZM96 110V109H95ZM119 110H121V109H119ZM168 110V109H167ZM167 110H165V108H164V112L166 111V112H168ZM175 110H177V106H176V108H175ZM188 110V109H187ZM187 110L185 111L186 113H187ZM200 110H202L203 112H201L202 114L205 112L203 109H200ZM227 110V109H226ZM234 110V109H233ZM258 110V109H257ZM121 111H123V110H121ZM149 111H150V113H149ZM171 111L169 112V113H171ZM178 111V110H177ZM180 111V110H179ZM182 111H180V112H176V113H181ZM195 111H196V109H195ZM212 111H215L214 113L217 115V113H216V110H212ZM218 111H220V110H218ZM225 111V110H224ZM228 111V110H227ZM262 111V110H261ZM70 112H69V114H70ZM76 112H74V113H76ZM80 112V113H79ZM98 112H99V110H98ZM101 112V113H102ZM163 112V113H164ZM188 112H189V110H188ZM191 112H192V108H191ZM231 111H228V113H230ZM234 112V111H233ZM251 112V111H250ZM94 113V111L92 112V114ZM195 113V112H194ZM208 113V112H207ZM206 113V114H207ZM212 113V112H211ZM220 113H222L221 111H220ZM224 113V112H223ZM240 113V112H239ZM91 114V112H90V115H92ZM95 114H96V112H95ZM165 114V113H164ZM175 114V113H174ZM189 114V113H188ZM196 114V113H195ZM202 114H201V116H202ZM205 114V115H206ZM209 114V113H208ZM213 114V113H212ZM231 114H232V112H231ZM247 114V113H246ZM251 114V113H250ZM259 114V113H258ZM122 115H123V112H122ZM121 115V116H122ZM161 115V114H160ZM166 115H167V113H166ZM166 115H164V116H166ZM171 115H173V113H171ZM182 115H184V113L182 112ZM219 115V114H218ZM221 115V114H220ZM228 115V114H227ZM227 115H224V117L225 116H227ZM260 115V114H259ZM76 116V115H75ZM89 116V115H88ZM120 116V117H121ZM176 116V115H175ZM180 117H181V115H179ZM189 116V115H188ZM187 116V117H188ZM190 116H191V118H190V120L192 119V115L190 114ZM200 115H198V117H199ZM231 116V115H230ZM263 116V115H262ZM79 117V116H78ZM78 117H76V118H73L72 117V115H71V121H72V126H73V128L72 129H66L65 130V133L64 134H66V136L68 137V138H73V135L75 134V135H77V136H80L81 134V132L83 131V130H85L84 129V126L87 128L88 126L85 124L84 126H83V124L81 123V116L79 117V119H78ZM163 117V116H162ZM198 117H196V120H199L200 118H198ZM213 117H214V115H212V119H213ZM218 117V116H217ZM223 117V118H224ZM236 117V116H235ZM234 117V118H235ZM123 118H125L128 122H131L132 120H131V118L129 117V115H124V117ZM166 118H167V116H166ZM165 118V119H166ZM175 118V117H174ZM203 119H204V117H202ZM201 118V119H202ZM211 118V117H210ZM219 118V117H218ZM252 118V117H251ZM94 119V118H93ZM93 119H91L90 118V120H93ZM95 119H96V117H95ZM98 120H99V118H97ZM96 119V120H97ZM163 119H164V117H163ZM162 119V120H163ZM184 120V118L182 117V118H180V120ZM194 119H195V116H194ZM207 119V118H206ZM227 119H228V117H227ZM229 119H230V117H229ZM228 119V120H229ZM242 119H243V117H242ZM241 119V120H242ZM95 120V121H96ZM175 120H177V119H175ZM179 120V121H180ZM188 120H189V118H188ZM209 120V119H208ZM226 120V119H225ZM258 120H260V121H264V119L262 118V117H259L258 116ZM85 121H86V118H85ZM94 121V123H97L98 124V122H95ZM164 121L165 120H163V124H164ZM185 121V120H184ZM183 121V122H184ZM206 121V120H205ZM211 121V120H210ZM227 121V120H226ZM169 122V121H168ZM176 122V121H175ZM180 122H182V121H180ZM198 122V121H197ZM217 122V121H216ZM230 122V121H229ZM242 122V121H241ZM245 122H247V121H245ZM244 122V123H245ZM84 123V122H83ZM86 123V122H85ZM123 123H124V121H123ZM161 123V124H162ZM174 123V122H173ZM191 123H192V120H191ZM190 123V124H191ZM200 123H202V122H200ZM199 123V124H200ZM203 123H205V122H203ZM224 123V122H223ZM250 123V122H249ZM96 124V125H97ZM181 124V123H180ZM211 124V123H210ZM214 124H216L217 125V123H215L214 122ZM237 124H239V122L237 123ZM245 124H247V123H245ZM260 124V123H259ZM263 124V123H262ZM99 125V124H98ZM175 125V124H174ZM227 125H229V123L227 124ZM231 125V124H230ZM257 125V124H256ZM255 125V126H256ZM122 126L124 127L125 125H123L122 124ZM161 126V125H160ZM165 126V125H164ZM167 126V125H166ZM166 126L164 127V128H166ZM176 126V125H175ZM178 126V125H177ZM200 126V125H199ZM249 126V125H248ZM252 126V125H251ZM254 126V127H255ZM263 126V125H262ZM92 128H95V127H93V126H91ZM98 126H96V128H97ZM163 127V126H162ZM181 127V126H180ZM190 127V126H189ZM220 127V126H219ZM257 127V126H256ZM89 128V127H88ZM124 128H126V127H124ZM182 128V127H181ZM180 128V129H181ZM229 128H230V126H229ZM236 129H237V126L235 127ZM238 128H239V126H238ZM244 128V127H243ZM247 128H249V127H247ZM161 129V127L159 128V130ZM211 129L213 130V127H211ZM217 129V128H216ZM246 129V128H245ZM262 129V128H261ZM87 130H89V129H87ZM99 130V129H98ZM164 130V129H163ZM210 130V129H209ZM223 130V129H222ZM228 131H229V129H227ZM226 130V131H227ZM242 130V129H241ZM86 131V130H85ZM85 131H83V133L85 132ZM177 131V129L175 130V132ZM225 131V130H224ZM235 131V130H234ZM244 131V130H243ZM253 131H256V129L254 128L253 129V127H250V132H253ZM14 132V131H13ZM91 132V134L93 133L92 131H90ZM203 132V131H202ZM212 132H214V131H212ZM211 132V133H212ZM230 132V131H229ZM228 132V133H229ZM88 134H89V131L87 132ZM97 133V132H96ZM101 133V132H100ZM127 133V132H126ZM161 132H159V134H160ZM166 133V132H165ZM186 133V132H185ZM193 133H195L194 131H193ZM207 133V132H206ZM261 133V132H260ZM263 133V132H262ZM18 134V133H17ZM78 134H80V135H78ZM85 134V133H84ZM91 134H89V135H91ZM162 134H163V131H162ZM192 134V133H191ZM203 134V133H202ZM207 134H209V133H207ZM226 132L225 133H222L221 132V136L223 137V138H226ZM243 134H244V132H243ZM246 134V133H245ZM259 134V133H258ZM20 135H22L21 134V132H20ZM86 135V134H85ZM84 135V136H85ZM96 135V134H95ZM204 135V134H203ZM211 135H213V134H211ZM229 135V134H228ZM235 135V134H234ZM248 135V134H247ZM254 135H256V134H254ZM264 135V134H263ZM262 135V136H263ZM97 137H98V135H96ZM192 136H194L193 134H192ZM214 136H216V133L214 134ZM90 137V136H89ZM89 137H85V138H89ZM93 137V134H92V136H91V138ZM97 137H95L96 139L95 140H97ZM162 138H163V136H161ZM160 137V138H161ZM195 137V136H194ZM198 137V136H197ZM201 137V136H200ZM208 137V136H207ZM210 137V136H209ZM229 137V136H228ZM226 138V143H227V147H228V151H229V153L227 154V157L228 158H233L234 157V155L236 154V152L238 151V146H239V140L237 141V140H235V139H233V138ZM79 138H81V136L79 137ZM84 138V139H85ZM263 138H264V136H263ZM262 138V139H263ZM83 139V138H82ZM93 139V138H92ZM91 139V140H92ZM247 139H248V137H247ZM162 140H165V139H162ZM197 140H199L200 141V139H197ZM203 140V139H202ZM201 140V141H202ZM206 140V139H205ZM208 140V139H207ZM259 140V139H258ZM87 141V140H86ZM248 141V140H247ZM252 141V140H251ZM253 141H255V140H253ZM163 143H165V141H162ZM208 142V141H207ZM214 142V141H213ZM17 143V142H16ZM88 143V142H87ZM167 143V142H166ZM180 143V142H179ZM193 143H195V140H194V142ZM197 143V145H198V143L199 142H196ZM212 142H211V140H210V143L209 144H211ZM254 143V142H253ZM200 144H202V145H204L203 144V142L202 143H200ZM214 144V143H213ZM80 145V144H79ZM88 145H90V144H88ZM196 145V146H197ZM205 145H208L207 143L205 144ZM253 145V144H252ZM251 145V146H252ZM195 146V147H196ZM209 146V145H208ZM212 146V145H211ZM244 146V145H243ZM85 147H86V145H85ZM84 147V148H85ZM193 147V146H192ZM204 146H202L201 148H203ZM210 147V146H209ZM209 147H207L206 149H209ZM3 148V147H2ZM166 148V147H165ZM197 148V147H196ZM200 148V147H199ZM200 148V149H201ZM252 148V147H251ZM212 149H214V148H210V152L212 151ZM242 149V148H241ZM86 150H87V148H86ZM86 150H85V152H86ZM204 150V149H203ZM200 151H202V150H200ZM242 151V150H241ZM256 151V150H255ZM263 151V150H262ZM195 152V151H194ZM204 152H206V150L204 151ZM261 152V151H260ZM207 153V152H206ZM197 154V153H196ZM239 154H241V153H239ZM246 154V153H245ZM200 155V154H199ZM202 155V154H201ZM206 155V154H205ZM255 155V154H254ZM261 155H262V153H261ZM241 157H242V155H240ZM246 156V155H245ZM244 156V157H245ZM259 156V155H258ZM3 157V156H2ZM19 157V156H18ZM209 157V156H208ZM207 157V158H208ZM51 158V157H50ZM195 159H196V157H194ZM210 158V157H209ZM199 159V158H198ZM204 159H205V157H204ZM212 159V158H211ZM210 159V160H211ZM241 159H243V158H241ZM22 160V159H21ZM201 160V159H200ZM207 160V159H206ZM205 160V161H206ZM15 161V160H14ZM23 161V160H22ZM245 163L243 162H241L239 165H238V169L240 170V172L243 170V168H245L244 166H245V164H249V162H248V160H247V157H245ZM208 163H210V162H208ZM46 164V163H45ZM197 164V163H196ZM207 164V163H206ZM259 164V163H258ZM4 165H5V163H4ZM200 165V164H199ZM202 165H204V164H202ZM201 165V166H202ZM209 165H211V163L210 164H208V166ZM196 167H197V165H195ZM200 166V169H199V171H198V176H200L199 177V179H201L202 180V182L204 183L205 182V184H206V187H205V189H204V191H203V194H204V192L205 191H209V184L210 183H208V182H210V181H206L205 180V177L203 178V175L205 174V172L208 170L205 166H202L201 167ZM5 167H7V166H5ZM17 167V166H16ZM30 168V167H29ZM256 168H257V166H256ZM264 168V167H263ZM33 169V168H32ZM195 169H197V168H195ZM33 170H35V167H34V169ZM213 170V169H212ZM262 171V170H261ZM15 172V171H14ZM19 172V171H18ZM36 172H37V170H36ZM190 172H192L191 170H190ZM189 172V173H190ZM263 172V171H262ZM54 173V172H53ZM165 173V172H164ZM58 174V173H57ZM167 174V173H166ZM262 174V173H261ZM260 174V175H261ZM20 175V174H19ZM162 175V174H161ZM195 175V174H194ZM11 176V175H10ZM56 176V175H55ZM191 176V175H190ZM197 176V177H198ZM208 176V175H207ZM16 178H17V176H15ZM60 177V176H59ZM163 177H164V174H163ZM192 178V177H191ZM164 179V178H163ZM167 178H165V180H166ZM199 179H198V181H199ZM204 179V180H203ZM191 180H193V179H191ZM58 183V182H57ZM60 183V182H59ZM165 184H167V183H165ZM197 184V182L196 183H194V185H196ZM199 184V183H198ZM58 185V184H57ZM211 186V185H210ZM199 187H201V186H199L198 185V187H196V188H198L199 189ZM57 189V188H56ZM197 189V190H198ZM201 189V188H200ZM212 190V189H211ZM53 192H54V190H53ZM64 195V194H63ZM200 195H202V194H200ZM170 196V195H169ZM67 197V196H66ZM202 198H203V196H202ZM68 199V198H67ZM171 199H173V198H171ZM71 200V199H70ZM205 201H206V199H204ZM172 200H170V202H171ZM196 201V200H195ZM197 201H198V199H197ZM60 202V201H59ZM88 202V201H87ZM199 202V201H198ZM172 204H173V202H171ZM200 203V202H199ZM203 204H204V201L202 202ZM195 206H199V204L197 205V203L195 202ZM201 204V203H200ZM202 204V205H203ZM204 206H206V205H204ZM196 207V208H197ZM202 207V206H201ZM198 208H200V207H198ZM76 209V208H75ZM190 209H191V207H190ZM201 209V208H200ZM203 209V208H202ZM195 210V209H194ZM205 210V209H204ZM55 211V210H54ZM92 211V210H91ZM197 211H199V210H197ZM196 212V211H195ZM194 212V213H195ZM201 212V211H200ZM203 212V211H202ZM1 213V212H0ZM192 213V212H191ZM195 214H197V213H195ZM204 214V213H203ZM192 215V214H191ZM198 215V214H197ZM199 215H201V213H199ZM198 215V216H199ZM204 216V215H203ZM199 218H200V216H199ZM204 219H205V217H204ZM200 220V219H199ZM201 220H203L202 218H201ZM200 220V221H201ZM194 221V220H193ZM195 222V221H194ZM202 223H204V222H201V224ZM200 224V225H201ZM138 228V227H137ZM3 232H5V231H3ZM35 234V233H34ZM100 235V234H99ZM139 239V238H138ZM211 247V246H210ZM122 249V248H121ZM172 253V252H171ZM177 258H179V257H177ZM164 262V261H163ZM24 263V262H23ZM27 264V263H26ZM184 264V263H183Z\"/></svg>", "mask_w": 264, "mask_h": 264}]
</instances>
